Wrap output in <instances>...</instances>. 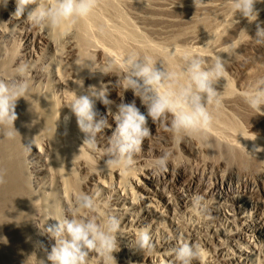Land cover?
Masks as SVG:
<instances>
[{
    "label": "bare ground",
    "instance_id": "bare-ground-1",
    "mask_svg": "<svg viewBox=\"0 0 264 264\" xmlns=\"http://www.w3.org/2000/svg\"><path fill=\"white\" fill-rule=\"evenodd\" d=\"M46 2L50 4L54 0ZM15 8V0H7L6 5L0 3V78H11L15 66L22 61L28 62L32 70L29 91L16 102L14 127L18 133L12 139L0 133V173L5 180L0 184V264H37L39 254L43 252L47 255L54 244L45 229L65 216L75 194L95 190L101 193L99 200L105 193H114L108 204L98 202V214L102 216L105 211L112 212L121 221L117 234L119 251L114 252L116 264H176L174 250L184 242V235L188 236L187 242H200L216 257L207 262V252L201 248V259L193 261L194 264H261L260 253L264 250V134L260 133L263 137L259 140L257 137L258 145L253 144V148L250 144L244 145L249 139L239 144L233 139L236 143L230 144L231 139L225 138L228 141L224 142L219 140L222 137L212 138L215 134L209 136L207 133V140L197 137L201 147H206L205 154L201 155L191 146L193 137H187L183 140L185 144L182 145L181 141V145L190 158H203V170L194 175L177 161L182 155L178 147L180 140H174L171 134L165 132L156 136L159 129L154 130L159 126L149 118L148 126L155 136L142 145V152L136 157L135 170L124 174L120 169H107V157L100 159L98 153L83 146L84 134L66 105L75 98V92L82 95L90 87L107 88L111 103L105 106L99 100L95 102L97 119L103 117L111 125L98 134L102 147L107 146V140L116 128L109 109L115 114L119 105L133 100L142 113L146 114L147 109L132 90L125 91L118 85L116 74L92 71L86 64L93 62L99 68L111 59L119 66L124 56L135 50L141 56L157 60V67H162L159 62L162 61L165 66L178 71L182 59L175 54V50L156 54L153 49L144 52L140 49L142 47L131 49L116 41L112 43L114 46L102 44L107 34L103 23L96 20L98 16L91 15L94 19L91 21L98 27L96 41L88 33L86 19L91 18L90 14L75 25L66 23L55 31H49L33 29L23 18L16 19L13 15ZM208 21L207 18L199 21L194 27L208 24ZM240 25L235 27L239 34L245 31ZM187 32L176 30L169 38L174 42ZM116 50H121L123 55L118 57ZM231 85L218 90L226 98V102L223 101L227 106L255 112L245 102V91L235 96ZM50 86L61 89V92L56 97L51 96L53 91L49 92ZM213 110L218 109L210 107V111ZM257 113L264 119V109ZM223 114L214 116L216 120L225 121L226 113ZM252 137L256 138H249ZM28 145H31L30 151L25 148ZM162 149H171L174 160L169 163L167 171L157 175L149 167V162L161 155ZM220 160L227 161L225 169ZM47 180L54 182L55 186L42 199L32 187L39 181L46 183ZM194 195L205 198L206 214H198L192 209ZM220 217L224 220V232H219L214 225ZM186 218L189 222L195 219L200 224V237L195 225L189 226ZM141 230L149 231L152 237L155 244L152 254L142 252L136 245ZM255 237H259L260 243L253 239ZM91 264H99L95 253L92 254Z\"/></svg>",
    "mask_w": 264,
    "mask_h": 264
},
{
    "label": "clouds",
    "instance_id": "clouds-1",
    "mask_svg": "<svg viewBox=\"0 0 264 264\" xmlns=\"http://www.w3.org/2000/svg\"><path fill=\"white\" fill-rule=\"evenodd\" d=\"M257 0H229L235 13H240L249 22L256 21L258 12L254 5ZM7 4V0H0ZM204 0H195V4ZM14 17L25 20L33 29L55 31L68 23L75 25L96 7V0H15ZM257 43L264 42V29L258 27ZM235 52L234 45H227L225 54L230 57ZM180 69L172 70L151 56H141L135 50L129 51L117 66L111 59L97 68L92 62L86 64L92 71L103 74H116L118 85L123 90H132L135 97L146 106L144 114L137 107L135 100L118 106L113 116L116 128L107 140V146H100L97 139L105 128L111 125L107 119H97L95 102L99 100L105 106L108 99L107 88L90 87L86 94L77 95L66 105L75 115L79 130L84 134L83 146L98 153L100 159L107 157V169H120L124 174L135 170L136 157L142 152L144 142L154 139L148 126V119L159 126V129L172 135L174 140L184 137H200L207 140V133L214 120L210 107L219 109L222 104V93L216 88L217 83L226 75L228 59L217 55L211 61L201 56L185 53ZM85 67V66H84ZM31 66L22 61L14 68L11 78H0V133L7 138H14L18 133L14 127L17 119L16 102L25 97L29 91ZM82 83V82H81ZM123 95V93H121ZM247 105L262 112L264 108V77L257 79L243 93ZM67 118V117H66ZM29 151L31 145L25 146ZM174 160L171 149H162L161 155L149 162L154 174L167 171ZM5 182L0 173V184ZM101 193L79 191L69 203L67 212L58 223L48 226L45 231L54 240L47 260L50 264H91L92 254L99 257V264H116L114 252L119 251L117 234L121 229L120 219L112 212L105 211L99 215L98 198ZM192 209L198 214L208 211L205 198L194 195ZM137 247L144 253L155 252V244L147 230H141L136 238ZM176 264H193L202 256L199 243L181 242L174 250ZM42 262V261H41ZM43 264V262H42Z\"/></svg>",
    "mask_w": 264,
    "mask_h": 264
},
{
    "label": "rangeland",
    "instance_id": "rangeland-1",
    "mask_svg": "<svg viewBox=\"0 0 264 264\" xmlns=\"http://www.w3.org/2000/svg\"><path fill=\"white\" fill-rule=\"evenodd\" d=\"M195 7H197L198 10ZM254 8L258 12L257 19L256 21L249 22L247 18L243 17L240 13H237L235 15L230 7L229 0H204L203 4H195V0H96V7L90 13L91 18L88 17L86 19V22L89 26V37L96 40L98 27L96 26V24H94V19H92L93 16L91 15H94V17L98 16L97 18H100H96V20H100L104 25V30L107 34V37L105 41L101 39V43L106 46H114L112 43L116 41L115 43H121L124 46L127 45L131 47V49H135L136 46L142 47L140 49H143L144 52H148V50L152 51L153 49L154 51L152 52L156 54L157 52L158 54H162V52H165V50H175V52H177L175 54L180 59H182V55H184L186 52L191 53L192 55L204 57L209 61H211V59H214L217 55H221L222 57L228 59V63L226 64V75L224 79H221L217 83L216 88L218 87L217 90H223L221 88H226L228 84H232L233 86H231L234 90L233 94H235L236 96L237 93L247 91L250 85H252L257 79L264 77V42H256L257 39H260L256 35L258 27L264 29V0H257ZM206 18L209 19V25L206 23L208 26L207 28H205L206 24H202L197 28L194 27L197 22L202 21ZM91 19L93 21H91ZM237 24H241L244 26L245 31L243 33L239 34L240 32L238 33L236 31L235 27L238 26ZM181 29H184V31L188 32L184 34L183 37H181L179 40H173L174 42H172V40L170 39L172 38L171 34L176 30ZM230 44L235 46V52L230 57H227V54H224V49L226 48L225 46ZM145 48L148 49L145 51ZM115 53L118 57H120L119 54L123 55V52L121 50H116ZM49 57H51L50 54ZM40 87L42 88L41 85ZM49 88L50 93L51 91L54 92L51 93L52 95L49 93L53 97H56V95L61 90L53 86V90L51 86ZM42 90L45 89L42 88ZM224 99L226 98L222 97L221 107L217 111L213 110L212 112L215 116L219 113H226L227 115L223 114L225 116V121H219L218 119L216 120L214 116L210 132H208L209 136L210 134L212 136L215 134L213 137H211H218L217 139L222 137L219 140H223L224 142H227L231 139L229 141L230 144L236 143V141L237 144H239L240 142L245 143L244 141H247L249 139V143L247 142L244 145L249 146L250 144V146L254 148L255 146H253V144L255 145L259 142L257 141L256 143L257 137L259 136V140L260 137H263L260 135V133L262 132V134H264V119L260 118L262 115L257 113V111L254 112L246 108L244 110L240 109L241 111L238 109H231L227 106V103H225L226 101ZM263 109L264 108H262V110ZM260 119L262 122L260 121ZM236 124H238L239 126ZM157 129L159 128H156L154 131H156ZM156 132H154L156 136L164 134V131H161L160 129ZM244 133L246 134V137ZM220 135H223L224 137ZM239 135L241 137H239ZM250 136H254L256 138H249ZM186 138L187 136L181 139L179 142L180 144L178 145V147L182 155L179 153L180 160L177 159V161H179L182 166H186V170L189 173H194V175H196L197 173L200 174V170H203V158L200 159V156L196 158L194 156H191L190 158L189 153L186 152L185 147L182 146L185 144L183 140H186ZM223 138H226L228 140L226 141V139L224 140ZM233 139L236 141L233 142ZM181 141L183 144L181 143ZM191 141L193 143H191V146L196 148V151H199L198 155H201L203 153L205 154L206 147H201L202 145L199 143V140L197 141V137H193ZM201 151L203 152L201 153ZM177 156L178 155H175V157ZM182 158L185 160H183ZM188 158L191 159L190 162ZM194 158H199V161L195 160ZM220 162L221 166L223 165L225 169L226 165L224 164H226L227 161L222 162V160H220ZM200 166L202 169L200 168ZM232 167L237 168V166L234 165ZM137 177H139V175H137ZM130 181L132 180L130 179ZM45 182L46 183H44L43 181H39L38 185H35L36 187H32L34 189L33 191L35 193L38 192L39 194H37L40 195L39 197L41 198L49 195V193L52 192L53 186H55L53 185L54 182L52 181V184H50V180H47ZM135 190H138V188H135ZM113 195V192L105 193L101 196L102 201L98 199V202L100 204H108V201L113 198ZM219 219L220 220L217 221V223L214 225L219 232H224V220L222 217H220ZM186 222L189 226L192 224L195 225V231L198 232V236L200 237V224L195 219L189 222L186 218ZM168 229L170 228L168 227ZM184 236L186 239H184L183 241L187 242L188 236ZM258 238L259 237H255L253 239L256 240L257 243H260ZM197 243L200 244L202 249L206 250L207 262L211 259H216L214 253L210 249L203 247L200 242ZM39 255L40 256L38 258L40 260H37V264H42L41 262H39L42 260L43 264H50L49 262H47V255L45 253L42 252ZM260 258L261 264H264V250L260 253Z\"/></svg>",
    "mask_w": 264,
    "mask_h": 264
}]
</instances>
